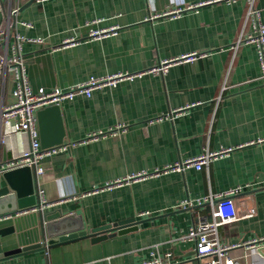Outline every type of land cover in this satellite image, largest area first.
I'll list each match as a JSON object with an SVG mask.
<instances>
[{"label":"crops","instance_id":"obj_1","mask_svg":"<svg viewBox=\"0 0 264 264\" xmlns=\"http://www.w3.org/2000/svg\"><path fill=\"white\" fill-rule=\"evenodd\" d=\"M255 5L264 22V0ZM174 8L183 11L163 14ZM247 9V0H0L9 55L17 35L43 40L22 43L35 91L206 52L164 74L122 79L38 113L42 145L67 147L43 158L41 185L49 204L0 216V253L46 246L45 221L70 212L82 215L89 231L128 218H136L139 227L103 241L84 237L37 247L1 258L0 264H142L168 252L182 264H199L194 241L183 236L199 219H212V207L182 203L237 185L254 186L256 214L221 225L220 241L244 244L264 236V84L255 45L234 48L253 30ZM156 14L163 15L151 18ZM112 26L115 33L87 37L91 28ZM71 37L79 41L61 46ZM15 80L13 71L0 75V109L15 101ZM111 128L114 133L83 141ZM8 130L0 121V163L27 145L20 135L4 141ZM224 147L233 150L201 169L118 181ZM263 246L241 245L229 256L234 264H264Z\"/></svg>","mask_w":264,"mask_h":264},{"label":"built area","instance_id":"obj_2","mask_svg":"<svg viewBox=\"0 0 264 264\" xmlns=\"http://www.w3.org/2000/svg\"><path fill=\"white\" fill-rule=\"evenodd\" d=\"M247 20L251 23L253 30L244 34L239 38L236 48L242 43H252L255 45L258 53V61L261 67L260 80L264 84V22L262 21L261 9L255 5V0H247ZM190 5L186 8H193ZM16 11V10H15ZM183 11V8H174L167 10L163 14L177 15ZM156 14L151 18L163 15ZM11 14H8L7 19L10 21ZM99 20L88 22L87 25L96 23ZM116 27L110 28H91L87 33V37L98 38L109 33H115ZM24 41L42 42V38H25L21 35L16 36V43L12 44V54L9 55V40H7L6 32L0 29V47H4V51L0 52V75H6L13 71L15 74V87L13 95L15 101L4 105L0 109V121L10 127L8 133L4 135L3 140L6 141L12 135L24 136L27 145L24 144L23 149L16 153L9 160L0 163V174L22 166H29L34 173L35 194L38 197V203L32 208L42 209L49 204L45 196V191L41 185L42 178L46 173V167L43 164L45 156L56 153L57 151L66 148L63 145H52L45 147L41 143L40 130L38 126V113L51 107L58 105L65 99H73L78 94H86L90 96L93 90L106 85H115L120 80L126 78H134L145 73L164 74L173 64L188 62L197 59L206 54V52H190L182 56H175L160 60L158 63L151 66L148 70H143L135 73H116L106 76H91L85 81L72 84L67 88L55 87L50 90L39 88L34 90L29 82L25 70L26 61L29 59L22 51V43ZM79 41L76 38H66L61 46L75 44ZM181 112V110H174ZM173 117L171 112L170 114ZM120 127L116 128L119 129ZM116 129L111 128L108 131H99L89 134L87 139H95L103 136L106 133H114ZM77 144V142H74ZM233 150L232 147H224L218 150H205L197 156H191L184 160H179L172 165H166L162 168H156L152 171L141 172L118 180L119 183L124 181L146 178L149 176L160 175L170 171H183L184 169L194 167L201 169L210 161L226 156ZM253 185H237L228 188L217 194H211L195 200H185L182 203L183 207L197 206L208 203L212 207V219L201 218L193 226L190 227L184 239L192 240L195 243V258L199 264H234L229 251L241 245L255 246L257 243L264 242V236L244 242V244H226L219 239V227L224 224H233L240 219L252 217L256 214V209L253 204V195L250 193L253 190ZM142 264H182L180 260L173 259L172 253L168 252L164 258L153 257L144 260Z\"/></svg>","mask_w":264,"mask_h":264},{"label":"water","instance_id":"obj_3","mask_svg":"<svg viewBox=\"0 0 264 264\" xmlns=\"http://www.w3.org/2000/svg\"><path fill=\"white\" fill-rule=\"evenodd\" d=\"M46 109L41 110L39 116ZM0 176H2L0 177V216L34 206L37 203L34 173L29 166L7 170L1 173ZM2 178L5 180V184H2ZM44 226L48 237L46 246H51L84 237H89L92 241H103L111 237H123L130 231L137 229L139 221L136 218H128L113 224L97 226L89 231L86 229L82 215L77 212H70L46 220ZM46 246L31 244L23 248H16L0 253V259L37 247L46 248ZM260 250L264 253V246Z\"/></svg>","mask_w":264,"mask_h":264}]
</instances>
